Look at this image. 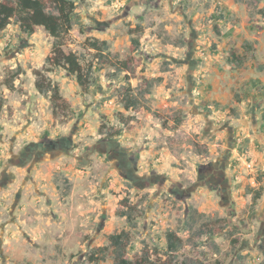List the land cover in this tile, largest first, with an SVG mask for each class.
Listing matches in <instances>:
<instances>
[{
	"label": "rangeland",
	"instance_id": "1",
	"mask_svg": "<svg viewBox=\"0 0 264 264\" xmlns=\"http://www.w3.org/2000/svg\"><path fill=\"white\" fill-rule=\"evenodd\" d=\"M71 1L62 50L77 56L84 89L47 63L54 39L41 27L26 35L14 17L0 32V264H113L107 236L122 230L128 260L147 250L152 264H264V145L236 107L222 116L205 101L220 82L204 71L217 21L240 20L216 0ZM242 1L253 20L259 9ZM93 39L107 50L88 48ZM129 58L133 75L114 67ZM36 71L67 105L56 116ZM144 79H157L148 94ZM127 87L138 101L125 110Z\"/></svg>",
	"mask_w": 264,
	"mask_h": 264
},
{
	"label": "trees",
	"instance_id": "2",
	"mask_svg": "<svg viewBox=\"0 0 264 264\" xmlns=\"http://www.w3.org/2000/svg\"><path fill=\"white\" fill-rule=\"evenodd\" d=\"M259 1L261 0H253V3L255 4ZM47 2L52 6L55 13L46 11ZM74 9L75 5L71 0H15L14 3L9 0H2L0 1V32L10 25L11 20L14 17L20 31L26 35H33L35 29L41 27L51 38L54 39L51 57L47 58V63L63 69L68 76L75 78L77 85L84 89L86 84H88V80H86L83 67L74 53H65L62 50L61 43L62 37L68 34L72 29V14ZM137 29L138 30L135 32H140V28ZM131 34L133 35L134 31L131 32ZM85 45L96 52L107 50L106 42L97 39H93L92 41L87 40ZM130 46L132 51H136L139 47V40L137 38H131ZM246 60V54L240 56L237 55L234 50L229 51L228 62L234 66H241ZM116 64L117 66L114 67L117 70L133 75L134 69L131 58L117 61ZM16 75H19V71ZM34 75L35 90L40 95L49 96L53 116L57 115V111H64L67 109V105L59 94L58 87L52 85L40 72L36 71ZM156 81L157 79H144L141 83L142 85L138 87V91L143 92V94H148ZM6 82L8 83V81ZM121 101L123 108L128 110L135 107L138 100L135 93L133 94V90L130 87H127L122 94ZM260 195L261 193L259 190L256 191L253 199L258 200ZM122 203L128 211H121L119 212V215L125 217L126 222L131 228L134 225L133 215L135 212V206L128 204L125 200H123ZM178 241L175 233H166L167 251L169 253H173L177 250ZM107 242V249L110 251L113 264H152L147 250H144L140 257L135 260H128L125 257L126 248L129 243L128 231L122 230L119 233L110 234L107 236Z\"/></svg>",
	"mask_w": 264,
	"mask_h": 264
},
{
	"label": "crops",
	"instance_id": "3",
	"mask_svg": "<svg viewBox=\"0 0 264 264\" xmlns=\"http://www.w3.org/2000/svg\"><path fill=\"white\" fill-rule=\"evenodd\" d=\"M215 4H218L223 15H234L240 23L232 27L225 25L227 16L217 21L220 26V30L215 27L216 35L219 36L218 40H214L217 53L215 60L211 57L204 71L209 78L214 75L220 82L215 80L212 84L205 99L206 106L222 116H226L230 106L236 107L240 111L241 124L248 130L251 128V134L256 130L257 138L264 145V1L254 4L260 13L253 20H250L247 6L242 0H216ZM230 40L232 46L236 43L234 49L240 47H237L240 51L234 50L237 55L246 54L247 60L241 66L236 67L228 62V52L233 48L227 45ZM224 51L227 52L225 59L221 57Z\"/></svg>",
	"mask_w": 264,
	"mask_h": 264
},
{
	"label": "flooded vegetation",
	"instance_id": "4",
	"mask_svg": "<svg viewBox=\"0 0 264 264\" xmlns=\"http://www.w3.org/2000/svg\"><path fill=\"white\" fill-rule=\"evenodd\" d=\"M61 145H63V144H61ZM61 147V146H60ZM42 156V152H39V151H37L36 153H35V159L37 158V157H41Z\"/></svg>",
	"mask_w": 264,
	"mask_h": 264
}]
</instances>
